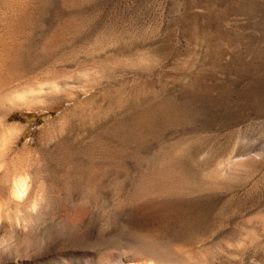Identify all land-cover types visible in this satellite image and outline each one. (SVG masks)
<instances>
[{
    "label": "rangeland",
    "instance_id": "rangeland-1",
    "mask_svg": "<svg viewBox=\"0 0 264 264\" xmlns=\"http://www.w3.org/2000/svg\"><path fill=\"white\" fill-rule=\"evenodd\" d=\"M28 1L16 32L90 80L15 121L104 119L106 264H264V0Z\"/></svg>",
    "mask_w": 264,
    "mask_h": 264
},
{
    "label": "bare ground",
    "instance_id": "bare-ground-1",
    "mask_svg": "<svg viewBox=\"0 0 264 264\" xmlns=\"http://www.w3.org/2000/svg\"><path fill=\"white\" fill-rule=\"evenodd\" d=\"M28 2L0 0V264H106L104 119L67 113L33 143L15 121L18 110H58L83 92L70 81L77 74L57 69L53 37L16 32ZM76 120L83 131L64 130ZM132 257L156 264L141 249Z\"/></svg>",
    "mask_w": 264,
    "mask_h": 264
}]
</instances>
